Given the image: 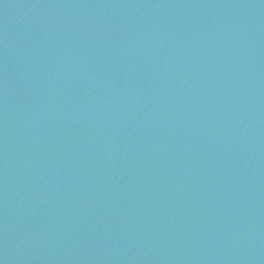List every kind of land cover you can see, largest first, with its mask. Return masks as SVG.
I'll return each instance as SVG.
<instances>
[{"label":"water","instance_id":"obj_1","mask_svg":"<svg viewBox=\"0 0 264 264\" xmlns=\"http://www.w3.org/2000/svg\"><path fill=\"white\" fill-rule=\"evenodd\" d=\"M0 264H264V0H0Z\"/></svg>","mask_w":264,"mask_h":264}]
</instances>
